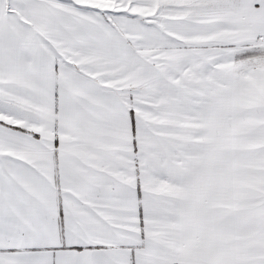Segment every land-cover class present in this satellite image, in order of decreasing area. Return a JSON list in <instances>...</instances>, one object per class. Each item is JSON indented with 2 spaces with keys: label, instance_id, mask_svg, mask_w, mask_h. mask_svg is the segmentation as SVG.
<instances>
[{
  "label": "snow or ice",
  "instance_id": "1",
  "mask_svg": "<svg viewBox=\"0 0 264 264\" xmlns=\"http://www.w3.org/2000/svg\"><path fill=\"white\" fill-rule=\"evenodd\" d=\"M0 264H264V0H0Z\"/></svg>",
  "mask_w": 264,
  "mask_h": 264
}]
</instances>
